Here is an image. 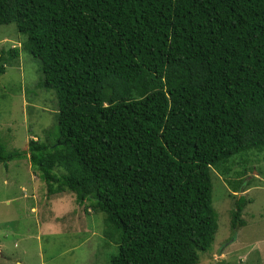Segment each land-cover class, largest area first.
I'll return each instance as SVG.
<instances>
[{"label":"trees","instance_id":"obj_1","mask_svg":"<svg viewBox=\"0 0 264 264\" xmlns=\"http://www.w3.org/2000/svg\"><path fill=\"white\" fill-rule=\"evenodd\" d=\"M12 24L58 116L48 142L0 145V164L28 159L50 196L104 214L110 264H199L218 232L213 169L264 153V0H0ZM19 57L1 52L0 76Z\"/></svg>","mask_w":264,"mask_h":264},{"label":"rangeland","instance_id":"obj_2","mask_svg":"<svg viewBox=\"0 0 264 264\" xmlns=\"http://www.w3.org/2000/svg\"><path fill=\"white\" fill-rule=\"evenodd\" d=\"M25 41L16 25L0 26V53L20 49L17 64L0 76V145L8 152H25L33 138L48 142L44 132L57 124L58 109L42 87L41 62L23 50ZM234 159L226 172L213 169L218 232L199 264H264V153ZM247 166L252 169L243 182L237 172ZM65 173L63 167L52 172ZM58 187L28 159L0 164V264H110L118 254V236H105V215L79 205L72 193L50 196ZM242 197L251 202L241 212L244 224L234 230L231 214Z\"/></svg>","mask_w":264,"mask_h":264},{"label":"crops","instance_id":"obj_3","mask_svg":"<svg viewBox=\"0 0 264 264\" xmlns=\"http://www.w3.org/2000/svg\"><path fill=\"white\" fill-rule=\"evenodd\" d=\"M57 218V217H56Z\"/></svg>","mask_w":264,"mask_h":264}]
</instances>
